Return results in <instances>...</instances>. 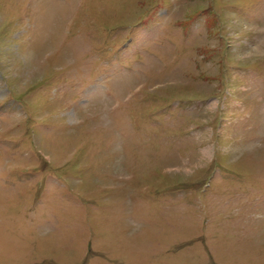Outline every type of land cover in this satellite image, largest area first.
<instances>
[{
	"label": "rangeland",
	"instance_id": "rangeland-1",
	"mask_svg": "<svg viewBox=\"0 0 264 264\" xmlns=\"http://www.w3.org/2000/svg\"><path fill=\"white\" fill-rule=\"evenodd\" d=\"M0 264H264V0H0Z\"/></svg>",
	"mask_w": 264,
	"mask_h": 264
}]
</instances>
